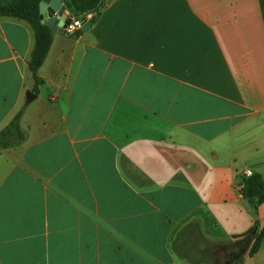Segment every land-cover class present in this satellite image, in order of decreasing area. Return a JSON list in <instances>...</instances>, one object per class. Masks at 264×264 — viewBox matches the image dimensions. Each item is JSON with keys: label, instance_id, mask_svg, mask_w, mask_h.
Segmentation results:
<instances>
[{"label": "crops", "instance_id": "0c3cea01", "mask_svg": "<svg viewBox=\"0 0 264 264\" xmlns=\"http://www.w3.org/2000/svg\"><path fill=\"white\" fill-rule=\"evenodd\" d=\"M34 45L0 17V131L24 108L28 134L0 150V264H212L174 249L190 223L218 264H264L240 191L264 175V0H106L54 30L38 92Z\"/></svg>", "mask_w": 264, "mask_h": 264}, {"label": "trees", "instance_id": "16d2710c", "mask_svg": "<svg viewBox=\"0 0 264 264\" xmlns=\"http://www.w3.org/2000/svg\"><path fill=\"white\" fill-rule=\"evenodd\" d=\"M73 7L80 14L85 15L96 11L98 14L105 6L106 0H70ZM40 2L41 0H0V17L8 16L26 20L34 30L35 45L31 53L28 65L35 79L34 91H39V85L43 79L39 76L40 67L43 65L50 50L54 30L47 23L40 20ZM96 19V18H95ZM93 19V21L95 20ZM24 108L20 109L12 120L0 131V150L22 144L28 137L26 131L20 126ZM242 195L254 207L258 208L264 203V175L259 172H253L244 178L240 189ZM188 227V226H187ZM186 227V228H187ZM264 228L257 236L250 253H255L260 246ZM183 236V231L178 234V239ZM177 241L174 242V249L178 250ZM192 263L196 261L188 260Z\"/></svg>", "mask_w": 264, "mask_h": 264}, {"label": "rangeland", "instance_id": "374dc122", "mask_svg": "<svg viewBox=\"0 0 264 264\" xmlns=\"http://www.w3.org/2000/svg\"><path fill=\"white\" fill-rule=\"evenodd\" d=\"M186 227L180 230V232L183 231V236L178 239L179 232L175 241H177L178 245L183 247L185 254L193 256L194 259L187 257V261L192 260L194 262L195 259H197L198 261H207L212 264H218L224 261L220 258L218 259V251L220 250V245L218 243L208 239L196 224L190 223L188 227Z\"/></svg>", "mask_w": 264, "mask_h": 264}, {"label": "water", "instance_id": "95a60500", "mask_svg": "<svg viewBox=\"0 0 264 264\" xmlns=\"http://www.w3.org/2000/svg\"><path fill=\"white\" fill-rule=\"evenodd\" d=\"M63 9L66 12H63ZM70 0H41L40 2V20L47 23L52 30L64 32V27L71 21V15H79ZM83 21H86L84 18ZM31 90L27 92L28 98L35 97Z\"/></svg>", "mask_w": 264, "mask_h": 264}, {"label": "built area", "instance_id": "2783aa9c", "mask_svg": "<svg viewBox=\"0 0 264 264\" xmlns=\"http://www.w3.org/2000/svg\"><path fill=\"white\" fill-rule=\"evenodd\" d=\"M71 16H72L71 21L63 29V31L67 34H74L81 27L84 18L86 20H93L98 16V13L96 11H93L85 15L79 14V15H71Z\"/></svg>", "mask_w": 264, "mask_h": 264}]
</instances>
